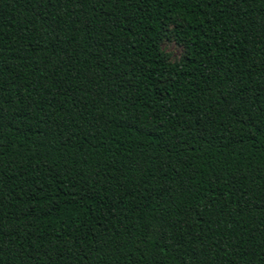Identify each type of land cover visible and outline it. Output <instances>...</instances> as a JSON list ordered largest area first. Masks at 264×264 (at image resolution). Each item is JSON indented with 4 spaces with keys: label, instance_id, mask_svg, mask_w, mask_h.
Returning <instances> with one entry per match:
<instances>
[{
    "label": "trees",
    "instance_id": "16d2710c",
    "mask_svg": "<svg viewBox=\"0 0 264 264\" xmlns=\"http://www.w3.org/2000/svg\"><path fill=\"white\" fill-rule=\"evenodd\" d=\"M0 264H264V0H0Z\"/></svg>",
    "mask_w": 264,
    "mask_h": 264
},
{
    "label": "rangeland",
    "instance_id": "374dc122",
    "mask_svg": "<svg viewBox=\"0 0 264 264\" xmlns=\"http://www.w3.org/2000/svg\"><path fill=\"white\" fill-rule=\"evenodd\" d=\"M163 51L168 53L171 60H177L181 54V49L173 41H166L162 45Z\"/></svg>",
    "mask_w": 264,
    "mask_h": 264
}]
</instances>
